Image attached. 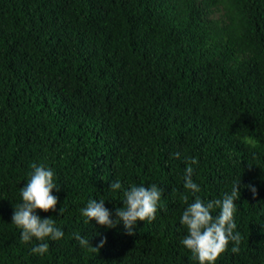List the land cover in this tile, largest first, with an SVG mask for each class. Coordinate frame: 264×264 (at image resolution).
Masks as SVG:
<instances>
[{"label":"trees","instance_id":"1","mask_svg":"<svg viewBox=\"0 0 264 264\" xmlns=\"http://www.w3.org/2000/svg\"><path fill=\"white\" fill-rule=\"evenodd\" d=\"M189 158L202 200L240 179L239 252L215 264H264V0H0V264H198L181 243ZM33 163L60 189L37 212L64 232L43 256L11 219ZM116 180L163 190L135 235L81 214L104 200L115 219Z\"/></svg>","mask_w":264,"mask_h":264},{"label":"clouds","instance_id":"2","mask_svg":"<svg viewBox=\"0 0 264 264\" xmlns=\"http://www.w3.org/2000/svg\"><path fill=\"white\" fill-rule=\"evenodd\" d=\"M174 158L180 159L181 153L173 154ZM198 160L189 158L188 166L184 171L183 187L193 194L194 200L189 203L188 196L182 195L187 205L182 212L180 223L186 228L187 235L181 240L182 245L198 261V264H215L218 258L228 250L231 242L233 253L239 252L241 237L236 231L235 214L237 211L236 201L240 198V179L234 183L230 193H225L222 198L202 200L196 195L201 191L200 187L192 179L194 168ZM30 178L20 188L22 203L14 207L12 224L20 230V239L23 243L35 244L31 253L43 256L49 251L48 240L58 241L63 238L64 232L57 227L53 218H41L37 212L48 213L56 211L58 197L52 195L53 190L59 191L55 183V171L44 165L33 163ZM250 188L253 195L255 187ZM109 190L121 192L123 195V207L117 208L115 219L112 212L105 207L104 200L91 199L86 207L81 209L85 217V223L95 221L97 225L105 229H115L122 222L127 235H135L134 229L138 222H152L156 218L163 190L156 184L150 186L135 184L124 188L119 180L110 183ZM63 209H60L62 214ZM217 213L213 215V213ZM74 238L81 247L99 253L106 244V238H101L99 244L93 247L87 237L75 234Z\"/></svg>","mask_w":264,"mask_h":264}]
</instances>
